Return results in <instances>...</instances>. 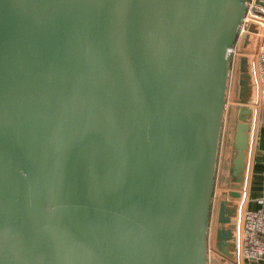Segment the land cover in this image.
Returning a JSON list of instances; mask_svg holds the SVG:
<instances>
[{
    "label": "water",
    "instance_id": "obj_1",
    "mask_svg": "<svg viewBox=\"0 0 264 264\" xmlns=\"http://www.w3.org/2000/svg\"><path fill=\"white\" fill-rule=\"evenodd\" d=\"M248 1L0 0V264L239 263Z\"/></svg>",
    "mask_w": 264,
    "mask_h": 264
},
{
    "label": "built area",
    "instance_id": "obj_2",
    "mask_svg": "<svg viewBox=\"0 0 264 264\" xmlns=\"http://www.w3.org/2000/svg\"><path fill=\"white\" fill-rule=\"evenodd\" d=\"M264 0H249L247 9L239 25V33H243L251 22L260 25V36L255 52V73L258 83V99L253 105L257 111V121L264 118ZM235 55L236 46L231 49ZM247 198V193H246ZM246 198L241 210L239 263L245 260L264 261V209L246 208ZM260 202H263L260 199ZM213 253V252H210ZM209 253V255H210Z\"/></svg>",
    "mask_w": 264,
    "mask_h": 264
},
{
    "label": "crops",
    "instance_id": "obj_3",
    "mask_svg": "<svg viewBox=\"0 0 264 264\" xmlns=\"http://www.w3.org/2000/svg\"><path fill=\"white\" fill-rule=\"evenodd\" d=\"M237 71L239 70L237 69ZM263 181H264V118L261 117L257 121V128L255 133L254 145H253L250 176L248 181V189L246 192L247 193L246 208L256 209V206L251 207V203L255 202L254 198L258 197L257 194H261V196L258 197L257 202L255 203L258 204L260 207L264 205V197H262V195H264V187L262 183ZM258 182H261V185L260 183L258 184ZM218 188H220L219 185L217 186V189ZM260 199H262L263 202H260ZM222 259L224 258L222 257ZM244 264H264V261L245 260Z\"/></svg>",
    "mask_w": 264,
    "mask_h": 264
},
{
    "label": "rangeland",
    "instance_id": "obj_4",
    "mask_svg": "<svg viewBox=\"0 0 264 264\" xmlns=\"http://www.w3.org/2000/svg\"><path fill=\"white\" fill-rule=\"evenodd\" d=\"M260 183L261 185V182H258V184ZM263 183V187H264V181L262 182ZM258 197L261 196V194H257ZM258 197H255L254 198V201L257 202V199ZM262 197H264V195H262ZM252 198V197H251ZM250 200H253V199H250ZM255 202H252L251 203V207L253 206H256V209H264V205L262 207H260L258 204H256ZM256 204V205H255ZM260 207V208H259ZM209 264H231L228 260H225V259H222L221 256H219L218 254H215V253H210L209 255Z\"/></svg>",
    "mask_w": 264,
    "mask_h": 264
},
{
    "label": "bare ground",
    "instance_id": "obj_5",
    "mask_svg": "<svg viewBox=\"0 0 264 264\" xmlns=\"http://www.w3.org/2000/svg\"><path fill=\"white\" fill-rule=\"evenodd\" d=\"M232 74V73H231Z\"/></svg>",
    "mask_w": 264,
    "mask_h": 264
}]
</instances>
